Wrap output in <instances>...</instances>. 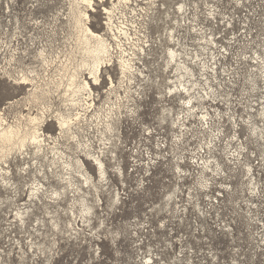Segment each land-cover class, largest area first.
I'll use <instances>...</instances> for the list:
<instances>
[{
  "label": "rangeland",
  "instance_id": "374dc122",
  "mask_svg": "<svg viewBox=\"0 0 264 264\" xmlns=\"http://www.w3.org/2000/svg\"><path fill=\"white\" fill-rule=\"evenodd\" d=\"M176 1L179 2V0ZM164 2L169 7H175L176 2L171 3L169 0H131L123 4L117 1L114 4L113 0H105L98 4L97 12H91V27L113 42L114 47L117 48L113 52L114 56H119L117 52L120 49L116 45L120 39L128 50L126 55L138 53L141 60L138 62L139 66L142 69L145 68V71L150 69L151 75L153 73L162 80L163 87L169 81L168 76H174L171 69L166 70L168 45H177V49L182 46L194 55L197 52H203L211 59V52H207V46L199 40L201 35L196 34L189 27L194 26L196 22V25L206 29L208 34L214 33L219 43L218 46L210 45L211 51L212 53L215 51L218 54L217 59H222L223 64L226 63L230 67L231 72L234 73L230 74L235 82L231 84L229 75H226L227 87L222 88L216 85L218 93L222 96H219L216 101L204 103L215 115L222 112V121H217L219 128L222 129H219L220 138L223 139L220 142L221 149L231 146L233 150H240L242 141L245 142L248 148L245 152L246 161L251 160L250 163L254 166L253 173L260 183L262 195H252L249 192L245 185L246 172L241 167L228 163L222 152H218L217 156L226 174L221 175L222 178L212 180L211 185L207 184L206 178L213 179L215 176L210 175L208 171L201 176V170L195 167V164L201 156L203 160H207L210 156L207 147L209 133L202 129L197 122L198 119L194 118L185 131V133L188 132L187 136L184 134L187 142L185 143L184 138L183 142L173 141L174 128L168 113L164 114L161 109L174 108L177 111L180 108L178 101L173 98H160L159 87L149 88L148 93L144 95V100L139 103L141 106L138 114L140 115L119 123L117 138H115L117 142L115 154L118 161L108 164L109 175H112L109 179L114 186L111 191L117 188L122 189L124 204L118 203L113 208H109L111 197L100 194L102 201L100 206H102L98 207L96 214L92 217L91 225L80 222L78 218L79 222L75 224L79 230L77 239L75 235L66 234L65 229H62L64 233L54 230L49 222L48 229L40 233L36 232V221L34 229L28 228L27 231L20 229V225L14 222V217L11 218L0 212V254L3 257L0 264H48L41 257V252L36 248L31 249V246L50 245L54 240L60 242V247L55 248V256L50 260V264H144L148 258H152L155 264H264V144L262 141L250 138L248 130L244 128L236 134V129L228 120V116L233 114L237 118L246 117L244 104L249 106L252 102L259 101L264 93V90L252 92L251 84L245 83L244 78L249 76L251 69L243 60L244 54L250 57L254 55L255 48L259 50L260 43L264 44V0H188L190 6L186 14L184 16L181 13L178 14L182 15L183 25L181 24V27L174 32L175 42L170 40L171 31L169 30L177 25L171 22L170 18L166 20L165 7L162 5ZM209 5L216 6V8L211 6V9H215L214 16L210 14ZM111 8L114 10L112 14L114 23L109 22L107 16L110 13L107 11ZM68 10V0H0L2 21L0 63L2 66H5L4 57L7 54L10 55V49L13 48L29 53L25 57L24 65H21L26 70L32 67L40 68L39 60L34 57L40 48L45 47L52 54L65 52L71 42L68 40L71 37V28L64 16L67 15ZM156 15L160 19L164 18L167 23L165 25L153 23ZM185 19L187 25H184ZM108 23L112 24L114 31H111ZM139 38L143 39L141 43L137 40ZM147 43L149 46H154V52L150 51ZM143 44L147 49L145 53L137 47ZM221 65L219 63V68ZM17 67L11 69L18 71ZM222 72L223 69L218 71L220 75ZM109 73L118 84L120 76L117 67H109ZM223 78L225 77L222 76ZM90 82L96 92L98 108L99 106L107 108L106 102L110 103L108 93L112 89L108 76L103 75V82L100 85L93 84L92 80ZM12 84L7 79H0V107L6 101L20 100L25 96L23 89ZM259 85L263 86V83ZM244 90H247V93L242 92ZM121 92L124 94L123 90ZM242 93L246 94L242 95ZM113 100L116 101V98L113 97ZM53 101L57 102L58 107L60 106L57 98ZM62 110L65 111L64 107ZM8 112L10 118H14L17 114L23 112L28 114L29 111L24 104H21L19 107L9 109ZM91 112L92 110L86 117H89V120L92 119L91 122L96 121L95 117H91L93 114ZM164 116L167 122L160 121ZM161 127L163 130L159 136L155 129L160 131ZM88 130H91L90 137L97 151L105 149L104 145L103 147L100 142H97L99 136L97 132L91 128ZM46 131L54 135L55 124H49ZM163 141L165 146L162 144ZM78 152V155L81 154L80 151ZM105 153H108L107 149ZM158 156H166L168 162L163 161L159 167L155 168L147 187L140 188L139 173L145 169L140 167L139 162L145 164L144 162H148L149 158ZM192 158L195 160L193 161ZM85 162L89 171L94 174L96 171L94 162L89 160ZM177 162L184 170H188L187 174H182V179L178 180V171L175 167ZM115 164L117 166L121 164L125 171H129L126 181L123 182L124 185L120 176L114 173ZM137 170L140 171L137 172ZM206 175L210 176L205 177ZM31 179L32 177H26L20 180V187L24 189V192L28 187V185L24 186L25 183ZM200 179L203 180V184L205 183V188L198 184ZM179 183L183 193H178L179 197L175 193L169 198V194L177 191ZM23 195L24 202L26 197L25 194ZM2 196L5 197L4 191H0V198ZM70 205L71 202H66L61 206L70 214ZM75 210L78 212L80 209L77 207ZM51 211H54V208ZM58 212L60 213V209ZM10 213V215L13 214ZM45 216H47L45 210L36 213V217L49 221L50 218ZM56 219L61 220L59 223L64 228L69 217L59 214ZM79 224L80 228H78ZM31 234L33 235L30 237ZM114 238L115 242H113ZM7 253H10V256H7Z\"/></svg>",
  "mask_w": 264,
  "mask_h": 264
},
{
  "label": "bare ground",
  "instance_id": "6f19581e",
  "mask_svg": "<svg viewBox=\"0 0 264 264\" xmlns=\"http://www.w3.org/2000/svg\"><path fill=\"white\" fill-rule=\"evenodd\" d=\"M104 1L68 0L69 10L67 15L65 14L64 16H66V23L68 22L71 28V37L68 39L71 41L69 48L65 52H57L58 54L48 52L45 47L40 48L37 55L34 56L39 60V69L32 67L26 70L22 68L21 65H24L25 57L29 53L27 51H19L16 48L10 49V55L7 54L4 57L5 66L0 63V79H7L13 83L12 85L25 91V96L22 99L6 101L0 107V191L5 193V197L2 196L0 198L1 214L11 218L14 217L16 225L19 224V228L26 231L28 228L34 229L36 221V232L40 233L42 230L48 229L47 223L49 222L54 230L59 233H64L62 229H65L66 234L75 235L76 237V235H79V230L75 226L79 222L78 218L80 222H84L89 226L98 207L102 206H100V194L111 197L109 208H113L118 203L124 204V201H122L124 199L122 189L117 188L111 191L114 186H112L109 179L110 168L108 164L109 162L116 163L118 161L115 154L116 132L121 121L124 122L127 118L134 119L140 115L138 112L141 104L139 103L144 100V95L148 93V89L154 87H159L160 92L158 94H160V98H173L178 101L180 106L177 111L174 108L161 109L164 114L168 113L171 120L174 128L173 141H182L188 133H185L186 129L189 128L188 124L194 118L198 119L197 122L202 129L209 133L207 147L210 151V156L207 160H203V156H201L197 164H195V167L197 166L201 170V176L208 171L210 175L216 177L213 179L206 178L207 184L211 185L212 183L210 184V182L212 180H216L221 175L225 176L226 174V170L222 168V163L217 156L218 152H222L228 163L234 164L235 167H241L246 172L247 183L245 185H247L249 192L252 195H262L260 183H258L253 173L254 166L250 163L251 160L246 161L247 155H245V152L248 148L245 142L242 141L240 150H233L231 146L221 149L220 142L223 139L220 138L221 132L219 131L222 129L219 128L217 121H222V112H219V115H215L211 112L209 106L204 103L205 101H216L219 96H222L218 93L216 85L222 88L224 86L227 87L226 77L228 75L231 84L235 82L231 77L230 67L226 63L223 64L222 59H217L218 54L215 51L213 53L211 51L210 45L218 46L219 43L215 39L214 33L210 32L208 34L207 30L196 25V22H194V26H188L196 34L201 35L199 40H202L201 42L207 46V52H211V59L203 52H197L194 55L189 49L182 48V46L177 49V45H168L166 70L171 69V73L173 72L174 76H168L169 83H165V87H163L162 80L153 75V73L151 75L150 69L146 67L148 71H145L144 67L142 69L139 66L138 62H141V60L138 53L133 52V54L126 55L128 50L120 39L116 45L120 49V51H116L119 56H114L113 52L117 48L114 47L113 42L91 27V12H97L98 4ZM116 1L119 4H123L129 3L131 0H113L114 4H116ZM169 1L171 3L176 2L174 8L169 7L165 2L162 5L165 7L166 20L170 18V21L177 25V27L172 26L169 30L171 31L170 40L175 42L176 36L174 32L181 27V24L183 25L181 16L186 14L190 4L187 2L188 0ZM211 6L213 8H216V6L209 5L210 14L214 16L215 9H211ZM9 8H11L10 5ZM212 10L214 11L212 12ZM113 11L112 8L107 11L110 12L107 14L109 22H113ZM179 13L182 15H178ZM166 20L164 18L160 19L156 15L153 23H163L165 25L167 23ZM184 25H187L186 19L184 20ZM0 26H2L1 17ZM108 27L111 31H114L112 24L108 23ZM3 31L5 30L3 29ZM137 40L139 42L143 41L142 38ZM147 44L150 51L154 52V46ZM137 47L140 48L141 52H147L144 44ZM258 47L259 50L255 48L254 55L248 57L247 54H244L243 58L249 69H251L249 76H245L244 81L251 84L250 89L255 93L259 90H264V44L260 43ZM219 63L222 64L220 68ZM16 66H18V71L11 69L16 68ZM109 67H117L120 76L118 84L109 73ZM220 69H223L221 75L218 73ZM103 75H107L112 84V89L108 93V101L110 103L106 102L108 104L107 108L105 106H99L98 108L96 92L90 80L93 81V84L100 85L103 82ZM222 76L225 78L222 79ZM259 83H263V86L259 85ZM161 89L164 91L162 92ZM121 90L124 91L125 95ZM242 92L247 93V90ZM246 93H242V95ZM113 97L116 98V101L113 100ZM56 98L60 106H62L61 108L56 105V101H53ZM21 104H24L28 109V114L23 112L17 114L14 118H10L8 110L19 107ZM244 105L247 116L237 118L233 114L228 116L229 122L236 129V134L244 128L248 130L250 138H255L264 144V93L259 101H254L249 106ZM255 106L257 107L255 108ZM63 107L65 111L62 110ZM91 110L93 112L91 117H95L96 121L91 122L92 119L89 120V117H86ZM129 115L130 117H128ZM160 121L167 122L165 116ZM51 123L55 124L56 127L54 135L46 131V127ZM89 128L97 132L99 135L97 142H100L102 146L104 145L105 149L97 151V147L93 144V140L90 137L89 131L91 130H88ZM162 130V127L160 131L155 129L159 136ZM186 142L187 140H185ZM162 144L166 145L164 141ZM106 149L108 153H105ZM78 151L81 154L78 155ZM85 160L94 162L96 167L94 174L89 171ZM192 160L194 161L195 159L192 158ZM163 161L168 162L166 156L149 158L148 162H144L145 164L141 163V161L139 162L140 167L145 169L143 172L141 171L142 173H139L138 184L140 188L147 187L146 185L152 172ZM114 167H116V169L112 168L114 173L120 176L124 185L125 183L123 182L126 181L129 171H125L121 164L119 166L115 164ZM175 167L178 171V175L175 173L177 180L182 179V174L186 175L188 170H184L179 162L175 164ZM139 171L137 170V172ZM18 176L19 179H17ZM26 177H32V179L25 183L24 186L28 185V187L27 191L24 192V189L20 187V180ZM29 183L31 184L29 185ZM198 184L203 188L206 187L202 179L199 180ZM182 190L181 183L177 184L178 192L175 191L169 194V198L173 197L175 193L179 197L180 194L178 193H183ZM23 194L26 197L24 202L22 200ZM96 196L98 197L97 199ZM66 202H71L70 214L66 208L61 206ZM77 207L80 209L78 212L75 210ZM53 208L54 211H51ZM59 209L60 213L58 212ZM40 210H45V214L50 218L49 221L36 217L37 211ZM7 211L13 214L10 215L11 213ZM59 214L69 217L67 219L68 222L64 224L65 227L63 226L64 228L59 223L61 220L58 221L56 219ZM33 218L36 219L33 220ZM78 228H80V224ZM10 229L12 230V228ZM32 235L29 236L31 237ZM113 242H115V238ZM135 242L136 244L138 243L137 241ZM59 245L60 242L54 240L50 245L34 244L31 249L36 248L40 251L44 261L50 264V260L55 256L56 249L60 247ZM90 247L92 246L90 245ZM7 256H10V253H7ZM2 258V254H0V261L3 260ZM151 262L155 264L152 258H148L144 264H151Z\"/></svg>",
  "mask_w": 264,
  "mask_h": 264
}]
</instances>
